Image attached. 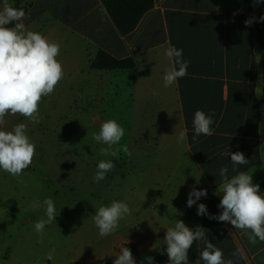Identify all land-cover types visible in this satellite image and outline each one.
<instances>
[{
	"label": "crops",
	"instance_id": "crops-1",
	"mask_svg": "<svg viewBox=\"0 0 264 264\" xmlns=\"http://www.w3.org/2000/svg\"><path fill=\"white\" fill-rule=\"evenodd\" d=\"M248 1L258 16L264 15V0L255 7L252 0ZM8 2L15 6L16 0ZM21 6L29 7L28 17L36 12L34 18L23 21L26 27L37 32L38 26L45 22L39 33L60 45L57 60L62 64L70 94L78 98L83 95L80 89H87L89 106L101 104L93 115V126L100 127L105 121L100 113H105L116 101L124 102L125 95L131 96L133 104L134 129L124 135L120 145L114 146L126 144L132 152L130 157L122 150L118 157L103 156L100 154L103 144L96 143L85 153L73 147L64 153L58 148L55 156L58 163L51 162L56 165L52 171L55 190L57 183L63 182L61 176L67 175L66 168L72 173V197L66 201L54 199L59 213L54 227L61 215L92 219L95 208L113 200H122L131 209V215L119 222L114 234L97 236L107 239L105 248L95 247L92 242L83 245L73 242L60 248L71 256L65 255L66 264H90L104 258L113 263L120 246L126 244H132L140 255L166 254L163 238L176 219L190 228L201 226L207 216L197 215L199 203H204L213 215L221 212L214 206L221 182L219 170L227 166L228 175L235 174L231 157L220 155L226 150L241 151L250 160L249 164L238 166V171L264 175V61L253 25L244 24L249 18L246 2L155 0L153 9L127 36L119 33L101 0H23ZM234 12L238 14L233 15ZM170 45L183 49L189 67L185 77L165 87L163 76L172 62L164 52ZM100 51L119 60L132 59L135 68L93 70L91 63ZM198 109L206 114L214 110V134L201 135L194 142L192 121ZM180 130L187 132L185 143H177L175 133ZM114 158L127 161L121 163L122 168L114 167L108 172L105 180L94 183L97 164ZM64 160H69L67 166ZM149 163L150 178H144L141 172L149 168ZM127 169L130 174L126 177ZM22 186L25 188V179ZM193 186L197 190L207 189V197L188 208L187 195ZM86 190L88 193L84 194ZM86 201L89 205L83 210ZM3 206L2 203L0 222L6 230L0 231V264H14L23 246L21 239L16 244L9 232L13 221L4 215L8 212ZM66 207L71 211L64 210ZM203 228L208 230L209 242L223 251L225 259H233L234 264H264V242L252 245L229 222L208 217ZM84 233H71V237L80 240L89 237ZM204 247V241H199L197 260ZM237 250L242 258L231 255Z\"/></svg>",
	"mask_w": 264,
	"mask_h": 264
},
{
	"label": "clouds",
	"instance_id": "clouds-1",
	"mask_svg": "<svg viewBox=\"0 0 264 264\" xmlns=\"http://www.w3.org/2000/svg\"><path fill=\"white\" fill-rule=\"evenodd\" d=\"M261 2L262 0H252L254 7ZM237 14L238 12L233 13ZM27 18L23 8H16L8 0H3L0 5V170L13 177L20 176L33 163L36 145L27 135L25 123L15 124L11 130H5V117L19 114L33 123H40L43 119L39 111L42 97L52 94L64 77L62 64L57 60L60 45L39 32L29 30L23 23ZM254 22H264V15L258 18L250 16L244 24L251 27ZM164 55L172 62V66L163 76L164 86L171 87L187 75L189 61L183 58L182 48L172 45L165 49ZM156 94L154 91L153 95ZM214 116V110L208 114L199 109L195 111L192 121L194 142H198L201 135L214 134ZM124 135L125 129L116 120L110 119L100 124L99 133H93L92 138L97 143L107 145L100 149L101 155L118 157L122 150L130 157L132 152L126 144L114 147L120 145ZM175 135L177 143L187 142L186 130H180ZM220 155L231 157L232 171L235 173L230 177L227 166L219 170L221 182L215 194L220 196L217 207L221 212L213 215L208 212L204 203L197 205V201L207 197V189L197 190L195 186L187 195L186 206L191 208L197 205L198 216L229 222L235 229L241 230L252 245L264 242V192L260 191L258 183L253 182V174L238 171V166L247 165L250 160L241 151L226 150ZM114 167L112 160H101L97 164L93 182L105 180L106 174ZM29 207L32 210L44 209V216L34 224V231L42 242L45 227L56 222L59 213L51 197L42 202L33 200ZM95 209L92 219L102 238L114 234L118 230L119 222L131 215L129 205L122 200H113L110 204H102ZM207 231L200 225L190 228L183 220L176 219L174 227H168L163 238L168 264H189V250L194 242L201 240L205 247L199 253L196 264L199 261H203V264H234L233 259H225L223 251L209 242ZM55 251V248L50 249L46 259L54 260ZM231 255L242 258L239 250ZM114 257L113 264H137L131 249L125 245L120 246ZM145 260L147 264H154L152 256H146L140 264H145Z\"/></svg>",
	"mask_w": 264,
	"mask_h": 264
},
{
	"label": "rangeland",
	"instance_id": "rangeland-1",
	"mask_svg": "<svg viewBox=\"0 0 264 264\" xmlns=\"http://www.w3.org/2000/svg\"><path fill=\"white\" fill-rule=\"evenodd\" d=\"M21 7L25 10L26 14L29 12V7ZM34 15H36V12H31L27 20L34 18ZM44 26L45 22H42L38 26L37 32H41ZM80 92L83 95L79 94L78 98L76 94H70L71 90L66 88V81L62 79L52 94L42 97L39 111L43 119L40 123H33L19 114L15 116L7 115L5 117V130H11L15 124L25 123L27 125V135L36 145V154L33 158V163L20 176L13 177L0 170V205L2 206V203L5 205L3 209L7 210L8 213H4V215L13 221V226L9 229V232L13 235L12 237L15 243L17 244L18 239H21L23 246L19 253L16 254L14 264H66V260L64 259L65 255L69 258L71 256L64 250L60 251V248H66L73 242L79 245L92 242L95 247L105 248L107 243V239H98L99 230L95 226L93 219L88 218L82 220L79 215L71 216L70 214L67 216L61 215L60 220H58L59 223H56L58 225H55L56 227H54L53 223L47 225L45 227L43 241L41 242L38 234L34 231V224L44 216V209L41 208L34 211L30 207L27 208L28 204L33 200L42 202L45 198L51 197L53 200L59 199L66 201L72 197V193L70 192L72 187L70 178L72 173L70 168H66L67 175L61 176V181L63 180V182L57 183L58 187L55 190L54 174L52 171H54L56 165H52L51 162L58 163V160L55 159L58 148L64 153L72 147L75 151L85 153L92 150V147H95L94 145L97 143L92 136L93 133H99L100 127L93 126L92 120L93 115L98 113L97 111H99L98 109L101 107V104L95 105L96 107L94 108L90 107L87 102V89H83L82 91L80 89ZM72 98L73 103L70 104ZM63 99H65V102H62ZM132 105L131 96L125 95L124 102L120 104L116 101L110 104L105 113H100V118L103 121L110 119L116 120L125 129L126 135L134 127ZM103 146L107 147L104 144ZM123 161L127 160L124 158L112 159L115 167L120 166V168H122L121 163ZM63 162L67 166L69 160H64ZM148 165L149 168L141 172V176L144 178H150L151 165L150 163ZM28 174L29 186L27 185ZM129 174L130 171L127 169L125 176L127 177ZM121 175L122 173L118 177H121ZM23 179H25V188L22 186ZM263 179L264 175L261 173L255 177V181L258 184ZM58 190L59 192H56ZM83 193L87 194L88 191L86 190ZM87 199L88 196L84 200ZM88 201L91 202L92 200ZM88 201L84 203L83 210L89 205ZM65 209L71 211L67 207ZM1 230H6V228L0 222ZM71 233L73 235L84 233L89 235V237L83 240L75 239L71 237ZM52 248H55L56 251L54 253V260L50 261L46 259V254ZM135 251L134 258L137 264H140V261L146 256H152L154 258V264H164L168 259L166 254L140 255L136 249ZM90 264L113 263H110L108 258H104L101 261ZM145 264H147L146 260ZM189 264L192 263L189 261Z\"/></svg>",
	"mask_w": 264,
	"mask_h": 264
},
{
	"label": "trees",
	"instance_id": "trees-1",
	"mask_svg": "<svg viewBox=\"0 0 264 264\" xmlns=\"http://www.w3.org/2000/svg\"><path fill=\"white\" fill-rule=\"evenodd\" d=\"M248 5L249 17L258 16L248 0H242ZM23 0H16V8H22ZM106 11L111 17L114 25L122 36H127L135 31L143 17L153 9L155 0H101ZM253 27L256 33V41L262 59L264 61V22H254ZM91 68L96 71H123L131 70L135 68V63L132 59H116L109 54L100 51L91 63ZM255 177L257 172L253 174V182L256 183ZM259 179V178H258ZM260 189H264V179L261 181ZM220 202V196L214 201V206H217ZM202 222L201 227H204L205 221ZM198 244L199 241L194 242L192 248L189 250V261L195 262L198 258ZM135 256L136 251L132 244H126ZM168 264V260L164 263Z\"/></svg>",
	"mask_w": 264,
	"mask_h": 264
}]
</instances>
